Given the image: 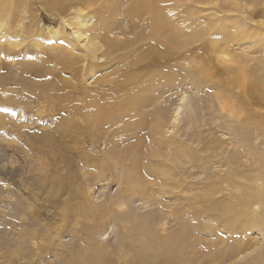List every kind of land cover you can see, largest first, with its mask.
Masks as SVG:
<instances>
[{
	"label": "rangeland",
	"instance_id": "obj_1",
	"mask_svg": "<svg viewBox=\"0 0 264 264\" xmlns=\"http://www.w3.org/2000/svg\"><path fill=\"white\" fill-rule=\"evenodd\" d=\"M69 1L0 0V264H264V0Z\"/></svg>",
	"mask_w": 264,
	"mask_h": 264
},
{
	"label": "bare ground",
	"instance_id": "obj_2",
	"mask_svg": "<svg viewBox=\"0 0 264 264\" xmlns=\"http://www.w3.org/2000/svg\"><path fill=\"white\" fill-rule=\"evenodd\" d=\"M52 1H54V2H57L58 0H52ZM147 2H148V0H146ZM69 2H75L74 4L77 6V5H83L84 4V0H70ZM65 6V5H64ZM78 19V18H77ZM83 22L84 21H80V22H78L77 24H83ZM154 32H155V34H156V30L154 29ZM238 63V62H237ZM236 63V64H237ZM235 65V64H234ZM238 66V65H237ZM239 68V67H238ZM237 68V70H236V72H235V74H234V77H236L237 75H241V74H238L239 73V71L238 70H240V69H242L241 68V66H240V69H238ZM247 71V70H246ZM247 74H248V72H247ZM242 75H245V74H242ZM261 80V78L259 79L258 77L256 78V80H255V84H250V85H248V87H249V89H248V92H250V95L251 94H254L255 93V95H256V93L258 94V86L261 88L259 91H262V92H264V84H262V83H260L259 84V81ZM245 91H247L246 89H244ZM262 96H264V93H263V95ZM97 109V108H96ZM261 130V129H260ZM157 133V132H156ZM166 146H168V145H166ZM167 148V147H166ZM150 174V173H149ZM263 175H264V162H263ZM156 182V181H155ZM128 183V182H127ZM70 189V188H69ZM57 192V191H56ZM71 195V194H70ZM51 196V195H50ZM64 204H66V203H64ZM64 213V212H63ZM160 240H163V241H168V238H165V237H162V238H160ZM163 244H165V243H163ZM141 251H144V250H148V247H146V246H144V247H142L141 249H140ZM138 254H139V251H138ZM135 256H137L136 254H135ZM68 261L69 262H71V263H69V264H94V261H92V260H90V259H81L79 256H75L74 258L71 256V258H69L68 259ZM67 261V262H68Z\"/></svg>",
	"mask_w": 264,
	"mask_h": 264
}]
</instances>
